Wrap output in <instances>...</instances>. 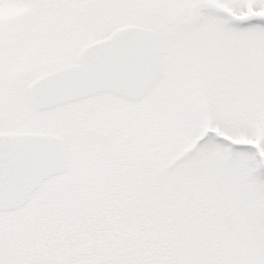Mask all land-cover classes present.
Masks as SVG:
<instances>
[{"label":"snow or ice","instance_id":"1","mask_svg":"<svg viewBox=\"0 0 264 264\" xmlns=\"http://www.w3.org/2000/svg\"><path fill=\"white\" fill-rule=\"evenodd\" d=\"M0 264H264V0H0Z\"/></svg>","mask_w":264,"mask_h":264}]
</instances>
